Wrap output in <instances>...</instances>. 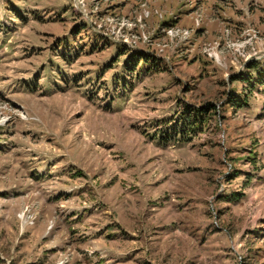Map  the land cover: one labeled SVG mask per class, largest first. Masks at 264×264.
Returning a JSON list of instances; mask_svg holds the SVG:
<instances>
[{
    "label": "rangeland",
    "instance_id": "1",
    "mask_svg": "<svg viewBox=\"0 0 264 264\" xmlns=\"http://www.w3.org/2000/svg\"><path fill=\"white\" fill-rule=\"evenodd\" d=\"M256 70L264 0H0V264H264Z\"/></svg>",
    "mask_w": 264,
    "mask_h": 264
},
{
    "label": "trees",
    "instance_id": "2",
    "mask_svg": "<svg viewBox=\"0 0 264 264\" xmlns=\"http://www.w3.org/2000/svg\"><path fill=\"white\" fill-rule=\"evenodd\" d=\"M97 45H95V48ZM125 52H119V55L124 54ZM135 56H127V58L133 62V66L136 65L137 62L142 58L144 61H147L148 58L156 59L153 56H145L141 53H135ZM127 55V54H126ZM132 55V54H131ZM127 67V66H126ZM254 66H250V68H253ZM257 77V83H263L264 82V70L263 72H257L255 71ZM251 75H248V78L245 79L248 83H251L252 87H254V81H251ZM228 98L225 100V103L223 106H231L234 110L237 108L242 107L243 105H246L247 102L245 98H241L240 96H237L234 94V92H230L228 94ZM246 97V96H244ZM217 114V108L215 105L211 103H206L205 105H192V104H184V110L182 112L180 127L178 129V136L183 138L185 132L189 133H195L197 131H202L203 126L209 122L214 115ZM189 138L185 137L184 140L181 141H188ZM236 196V194L234 195Z\"/></svg>",
    "mask_w": 264,
    "mask_h": 264
}]
</instances>
